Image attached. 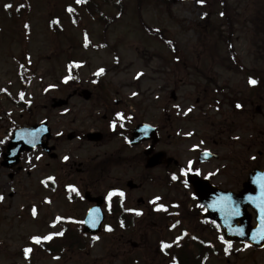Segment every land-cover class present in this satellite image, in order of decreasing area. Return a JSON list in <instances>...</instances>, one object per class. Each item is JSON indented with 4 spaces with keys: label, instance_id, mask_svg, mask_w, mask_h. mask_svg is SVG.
Listing matches in <instances>:
<instances>
[{
    "label": "rangeland",
    "instance_id": "rangeland-1",
    "mask_svg": "<svg viewBox=\"0 0 264 264\" xmlns=\"http://www.w3.org/2000/svg\"><path fill=\"white\" fill-rule=\"evenodd\" d=\"M78 4L76 0H0V89L13 98L23 92L24 103L30 105L32 116L31 119L27 115L19 117L21 109L14 107L6 96L0 98V109L20 125H26L28 119L33 124L46 121L52 134L50 144L58 156L56 161H51L36 150L21 157L16 172L0 166V264H124L125 260L130 264H144L154 257L158 239L163 237L172 241L185 231L201 233L202 239L210 241L216 249V235L210 236L206 229L187 219L169 230L143 222L133 237L128 234L123 239L119 238V233L104 235L103 232L89 250L69 254L63 263L34 249L29 256H20L22 250L31 248L33 237L47 235L46 223L51 218L84 217L88 205L68 203L66 185L79 182V178L84 179L91 189L92 180L87 174L77 175L76 164L85 165L104 153L110 154L114 146L111 140L89 144L84 139L69 141L66 137L95 131L101 117L107 115L108 110L100 105L103 101L109 109L115 102L124 105L123 110L131 116L130 122L134 125L135 122L153 125L163 122V108L166 127L163 138L166 140L167 135L171 136L166 140L170 143L166 149L184 171L198 170L201 175L209 176L234 167L238 169V158L246 175L253 168H264V155L257 156L260 148L250 139L253 134L246 133L243 137L234 132L232 125L229 138L226 135L221 140L213 136L226 126V98H212V87L192 69L200 68L206 74L210 73L215 86L224 88L227 97L231 88L237 90L239 75L226 67L230 55L228 48L231 46L234 56L241 59L247 41L255 35L246 33L249 30L244 24L246 15L252 10L250 15L253 18L254 5H259L256 13L264 26V0H200L198 3L168 0L167 7L155 5L152 0H142L140 8L137 0H109L101 6L104 24L92 19ZM69 8L79 13V21L70 15ZM204 12L208 14L206 20L213 24V29L210 39L200 40L198 31L205 34L209 31L202 24ZM226 19L232 26L229 39L225 38L229 32ZM51 20L57 23L53 29L49 27ZM142 24L160 30L175 44L177 52L167 48L159 38L147 34ZM261 40H264V34H261ZM23 53L28 56V74L31 76L25 89L18 77L19 59ZM69 61L76 68L77 81L69 78ZM100 69L104 71L99 72ZM75 88L79 92L89 90L92 94L90 101L85 102L76 96L63 109L50 108L52 99H65ZM202 90H207L213 101L218 100V111L207 103L195 106ZM172 91L176 94V101L170 99ZM11 132L9 122L0 120V154L3 141ZM213 138L219 143L218 147L213 145ZM114 144L120 145L121 142L114 141ZM200 150L214 152L219 155L218 160L198 164L196 157ZM233 150L240 151L243 156H233ZM139 170L134 169L127 177L111 175L110 178L132 179L137 185ZM9 174L13 175L12 178ZM159 174L154 172L134 200L137 196L145 201L161 197L167 205L180 202L190 208L193 205L189 199L191 192L183 186L159 187L155 180ZM110 178H103L101 185H95L93 195H98L110 184ZM44 180L56 183L55 192L40 188ZM104 212L107 214L108 209L104 208ZM132 243L137 248H132ZM228 250L227 257L215 254L206 264H264V248L255 250L232 244Z\"/></svg>",
    "mask_w": 264,
    "mask_h": 264
},
{
    "label": "flooded vegetation",
    "instance_id": "flooded-vegetation-1",
    "mask_svg": "<svg viewBox=\"0 0 264 264\" xmlns=\"http://www.w3.org/2000/svg\"><path fill=\"white\" fill-rule=\"evenodd\" d=\"M257 6L258 8L256 9ZM257 6L254 5L253 18L250 15L252 10L249 14H244L246 15L244 24L249 27V30H247L246 33H255V35L253 34L251 41H247V49L242 53L241 59L238 58L237 62L233 61V66L230 71L236 72L239 75L240 82L238 84V89L231 88L230 94H228V97L225 99V106L228 110L226 112L227 115H224V123L226 126L217 130L213 136L221 138V140L224 139V136L226 135L227 138H229L228 135L231 133V130L229 129L234 125V132H237L243 137L246 133H249L250 135L253 134L250 139H252L251 141L254 142V145H257L258 148H260L257 156L261 157L264 155V40H261V34H264V26L261 22V18L257 15L260 7L259 5ZM227 60L230 59L227 58ZM251 80H255L256 83H250ZM211 87L212 91L216 94L214 95L212 92V95H214L212 98L217 96L224 98V96L220 95V93L224 94V88L213 84H211ZM81 92L82 90H80L79 93V89L75 88L72 95L67 96L70 97L69 101L76 96L80 98ZM200 96L201 97L197 98L194 102L196 107H200L202 103L213 101L212 98L208 97L207 90L200 91ZM229 98L231 100H229ZM235 103L240 105V107L235 108ZM100 105L108 111H106L107 115L101 117L99 126L95 131L77 135L68 134L66 138L69 141L74 139H84L89 144H96L95 142H89L87 140V134L91 132L99 133L102 136L101 142L111 140V144L114 146V151L110 154L104 153L102 157L95 158L94 160L87 162L85 165L82 163L76 164V174L82 176H86L87 174L89 179L92 180L90 182L92 188L88 189V184L85 183V180L78 178L79 182L66 185L65 199L68 203L73 205H80L81 202L87 204V211L91 206L89 204L91 202L86 200L85 194L88 193L91 198H103L104 201L102 200L101 209L104 212V208H107L108 212L107 214L104 212V222L102 226L103 229L105 226L108 228L110 227L111 229L109 233H106L107 235L119 233L118 236L120 239H123V237L128 234V237H133L134 233L143 225V222L144 224H150L152 227H157L158 229L160 228L158 226H160V224L163 225L166 221L165 210H158L160 205H165V201L161 197H157L159 199L154 198L145 201L140 196H137L136 200H134V196L144 190L150 182L151 177L154 175V172L161 173L155 177L156 184L159 187L166 188V172L172 173L169 179H172L174 182V184L169 185V188H175L176 184L180 182V180L177 181V179H173V176H179L180 164L178 162L177 164L175 162L169 164L166 163L167 158L171 159V155H169L170 153H168L166 149V147L170 146V143L166 142V140H169L171 136L167 135L166 140L163 138L164 132H166V127L164 125V109H161L163 112V122L159 121L154 125L149 124L156 128L159 137L158 141L155 144L151 141H145L139 145L131 146L129 141L133 129L144 122H135V125L133 122H130L131 116L126 114L123 110L125 106L119 102H115L114 106L110 107V109L106 106L105 102L100 103ZM118 113L122 114L124 118L120 119L117 115ZM21 116L22 115L19 117ZM113 123L116 124L115 129L112 127ZM121 125H123V127H121ZM223 125L224 124H222L221 127ZM69 135L72 136L71 139H69ZM114 141H120L121 144L116 145L114 144ZM101 142L98 143L100 144ZM213 145L217 147L219 146V143L215 138H213ZM241 145L240 142L239 146ZM52 147L54 146L52 145ZM5 149L6 146L3 144V151L2 154H0L1 161L6 157L4 156ZM150 149V153L147 154L146 151ZM156 153L164 154L161 165L153 169H145L148 157ZM232 155L243 156V153L238 150H233ZM47 157L51 161L57 160V158H51V156ZM240 164L241 160L238 158V169L234 167L228 171H218L207 177H202L208 178L211 184L221 191H231L234 194H237L241 191L243 184L247 179L245 170L240 168ZM73 166H75V164L69 168V176L72 175L71 169ZM16 168H13L10 171L16 172L19 170V168ZM134 169H140L139 178L137 179L138 184L135 185L134 188H130L128 185L129 181L133 182L132 179H122L119 177L110 178L111 175H123L124 177H127L128 173H131ZM12 176L10 178H12ZM103 178L105 180L110 178L111 183L106 185V187H103L98 195H93V190L96 188L95 185L98 186V183L101 185ZM55 187L56 184H54L53 181H47L46 183H42L40 188L55 192ZM69 187H71L70 189L72 190H70ZM109 193L116 194L109 199ZM119 193H123V196H120ZM47 203L48 199H46L45 204ZM191 208L194 209L196 217H201L200 209H198L196 205H192ZM83 218H51V220L46 223V227L49 229L46 236L58 232H63V235L53 236L51 240L43 241L38 244L34 250L41 253L43 256L54 260L56 259L55 261H60L61 263H63L65 258L69 256V253H72L73 255L80 254V248H82L85 241L90 238V236L82 233ZM196 220H198V218H196ZM54 223L55 227L52 226ZM40 225H45V223L40 222ZM210 234H212V232ZM125 252L126 254H129L127 250Z\"/></svg>",
    "mask_w": 264,
    "mask_h": 264
},
{
    "label": "water",
    "instance_id": "water-1",
    "mask_svg": "<svg viewBox=\"0 0 264 264\" xmlns=\"http://www.w3.org/2000/svg\"><path fill=\"white\" fill-rule=\"evenodd\" d=\"M81 95L85 100H89L91 97L88 91H83ZM171 98L175 99L174 92L171 93ZM67 103V100H53L51 107L53 109L61 108ZM49 138L50 132L45 122L15 130L7 145L6 157L2 165L7 168L16 166L23 152L33 151L37 147L50 154L54 148L47 147ZM71 138L72 136H69V139ZM87 139L92 142H99L102 136L98 133H90L87 135ZM147 140H152L153 144L157 142L156 130L148 125H140L133 131L131 145H137ZM150 151L151 149L146 153L148 154ZM50 156L51 158L56 157L54 154ZM163 158V153L151 156L147 159L145 168L151 169L159 166ZM214 158L215 156L210 153L203 152L199 154L198 162L202 163ZM186 181L192 186L199 204L205 209L203 217L213 220L218 225L224 242L243 243L257 249L264 247V239L261 238L264 232H262L260 210L257 204L249 199V197L259 198L260 185L264 183V170H253L249 174L242 191L236 195L231 192L222 193L211 186L206 179H201L196 174H188ZM128 185L130 188L134 187L132 182H129ZM85 198L87 201L95 203L96 207L88 211L84 220L83 233L97 234L103 221V215L100 211L102 199L91 198L89 194H85ZM248 208L255 214V226H251V215L247 212ZM234 211H238L239 214H234ZM237 221L239 223H236ZM93 223H95V227L92 226ZM241 231H243V235L240 234Z\"/></svg>",
    "mask_w": 264,
    "mask_h": 264
},
{
    "label": "trees",
    "instance_id": "trees-1",
    "mask_svg": "<svg viewBox=\"0 0 264 264\" xmlns=\"http://www.w3.org/2000/svg\"><path fill=\"white\" fill-rule=\"evenodd\" d=\"M109 0H82L81 7L83 11L88 14L92 19H94L96 22H99L100 24H104L105 20H103V15L101 11V6L103 4H107ZM155 5L159 4L162 6H168V0H152ZM142 3V0H137L138 8H140ZM70 15L75 18L77 21H79L80 16L78 15L77 11H70ZM206 28H208L209 33L212 31V26L210 23L207 24V22H204ZM51 28L53 29L55 27L56 21L51 20L50 21ZM144 31L156 38H159L170 50H174V44L171 40L165 38L160 30H157L155 28H149L142 24ZM231 29V25L229 26ZM199 34L202 35L199 31ZM231 35V31H230ZM231 51V49H230ZM232 54V52H231ZM233 55V54H232ZM70 74H75L74 68L71 66L69 67ZM30 71L29 68V61L28 56L23 53L21 58L19 59V79L20 83L23 89L26 88V86L29 84L30 78L28 77V73ZM205 77V76H204ZM4 94V92L0 91V94ZM23 92H20L16 98H13L9 93H5L6 98L13 103L14 105H17L19 107L24 108V110H28V107L23 103L22 98ZM0 114H3L0 111ZM189 241H191L189 239ZM183 242V241H181ZM83 248L85 250L89 249V245L84 244ZM172 248V249H171ZM170 251L167 254V257L163 260L167 262V264L173 262L174 264H202L203 259L205 258L207 248L200 245V243L196 244V253L194 250L190 249L189 247L184 245H171ZM223 252V251H222Z\"/></svg>",
    "mask_w": 264,
    "mask_h": 264
},
{
    "label": "snow or ice",
    "instance_id": "snow-or-ice-1",
    "mask_svg": "<svg viewBox=\"0 0 264 264\" xmlns=\"http://www.w3.org/2000/svg\"><path fill=\"white\" fill-rule=\"evenodd\" d=\"M81 2H82V0H76V3H81ZM201 2H202V0H201ZM6 7H11V5H7ZM68 10L69 11H72L73 9L69 8ZM103 71H104L103 69H100L99 70V72H103ZM99 72L97 74H99ZM67 79L68 78H66V81L65 82H67ZM250 83L255 84L256 81L255 80H251ZM237 107H240V105H237ZM117 115H118V117L120 119H123L124 118L122 114H119L118 113ZM112 127L115 129L116 124L113 123ZM121 127H123V125H121ZM205 155H207V153H205ZM65 159H67V157H65ZM190 164H191V162H190ZM187 174H188V172L185 171L184 172V175H187ZM49 179H52L54 181V178H49ZM173 179H177V177L176 176H173ZM185 184L187 185V181H185ZM73 190H75V189H73ZM115 194L116 193H109V199H111V197L113 195H115ZM119 195L120 196H123V193H119ZM0 199H2V197H0ZM157 199H159V198H157ZM249 199L252 200L253 203H256L257 204V207L260 210V221H261V226H262V232H264V183H261V185H260V196H259V198L249 197ZM257 200L259 201L258 203H257ZM158 210H165L166 211V209L164 208L163 205H160L159 208H158ZM93 211H98V210H93ZM34 214H35V210H34ZM137 214H140V213H137ZM234 214H237L238 215L239 213H238V211H234ZM177 223H179V222H177ZM52 226L55 227V223ZM92 226L95 227V223H93ZM173 226H175V225H173ZM108 230L111 231L110 228ZM240 234L243 235V231H241ZM57 235L62 236L63 235V232L53 233V234H50V235L44 236V237L36 236V237H33L32 239H33V242L34 243L40 244L43 241L51 240L53 238V236H57ZM261 238L264 239V235H262ZM225 243H229V242L225 241ZM162 247L163 248H168V247H171V245L163 244L162 243ZM229 247H230V243H229ZM31 251H32L31 248H26L25 249V255L27 256L28 253H30ZM226 251H227V249H226Z\"/></svg>",
    "mask_w": 264,
    "mask_h": 264
}]
</instances>
